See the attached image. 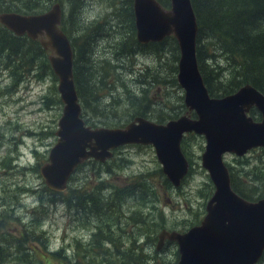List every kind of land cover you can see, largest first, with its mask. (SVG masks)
<instances>
[{
	"label": "rangeland",
	"instance_id": "374dc122",
	"mask_svg": "<svg viewBox=\"0 0 264 264\" xmlns=\"http://www.w3.org/2000/svg\"><path fill=\"white\" fill-rule=\"evenodd\" d=\"M126 1L80 0L74 5L77 13L73 18L75 31L93 30L96 36L106 26L105 30L109 33L103 30L102 33H106L107 39L99 38L96 46L95 42L89 39L83 46L84 56L83 48L78 50V54L86 60L84 66L87 72L89 71L88 77L92 78L90 71H93V64L102 60H112L114 75L119 80L112 96L102 98L103 114L99 116L100 118L92 117L88 113L83 114V121L92 128L102 127L103 121L106 122L107 119H113L108 121V125H114L110 128H119L130 121L135 108L127 106L128 92L137 100L141 97L142 91L147 94L145 100L149 103L151 112L146 119L149 121L154 122L155 117L171 115L172 112L177 113L173 119L185 114L182 91L177 85L167 83L170 78L168 68L172 61L167 53L168 49L161 54L163 60L160 62L149 51L136 52L132 57L122 56L116 61L113 60V47L125 36L123 31L120 35V30H116L114 25L115 21L118 22V14L125 13ZM10 5L18 8L17 5ZM59 5L64 17L67 8L63 3ZM216 60L222 66L225 65L221 57H216ZM9 74V70H3V66L0 65V211L2 209L6 212L11 211L7 231L12 234L16 228L30 227L37 222L38 232L35 236L45 243L46 250L38 241L26 245L36 251L37 264H74L81 257V254H78V259L72 261L75 252L74 242L79 241L82 250L93 229L101 225L93 218L91 204L87 200L79 203L74 196L94 193L103 198L109 196L116 188L124 189L127 186L130 190L133 187L135 193L133 196L122 197L124 200L115 215L119 217L118 229L123 236L118 239V244L125 247L127 239L133 238L136 240L135 246L144 247L145 254L150 259L147 264H175L177 260L175 244L165 243L163 248L156 252L155 237L162 228L183 232L197 225L204 215V205L213 188L200 165V155L204 146L202 137L188 134L182 138L185 142L184 157L188 162L189 171L178 188L163 184L164 176L150 146L128 145L113 150L111 159L104 164L100 165L91 160L82 164L70 177L67 189L62 193L63 197L54 203L49 202V191L43 185L38 168L47 161L48 151L56 140L54 131L62 107L56 92V79L53 82L50 75H44L39 79L33 74H21L15 83V78L12 79ZM81 76L83 73L78 75L79 79ZM143 77L144 82L138 80ZM151 78L160 83L148 86ZM96 80L95 77L93 82ZM225 80V76H221L219 84L223 85ZM216 96V93L212 94V97ZM54 99H57L58 104ZM180 105L183 106L182 109ZM250 116L258 119L257 112H252ZM190 118H194L193 113H190ZM223 161L236 179L235 173L243 177L253 168H264V150L254 149L242 157L225 154ZM240 181L245 185V179ZM100 187L103 189L97 192ZM254 187L257 190L260 188L252 185L250 190ZM142 192L146 194L143 201ZM70 195L74 200L66 201L64 198ZM135 211H141L144 221L151 223L155 228L143 230L139 227H145V224L127 225L126 218L129 213ZM89 212L91 216H87ZM158 213L161 214V220ZM124 227L126 229H123ZM53 252H58L59 257L53 258L50 255ZM11 259L10 257L0 264H15Z\"/></svg>",
	"mask_w": 264,
	"mask_h": 264
},
{
	"label": "water",
	"instance_id": "95a60500",
	"mask_svg": "<svg viewBox=\"0 0 264 264\" xmlns=\"http://www.w3.org/2000/svg\"><path fill=\"white\" fill-rule=\"evenodd\" d=\"M168 1L165 9L157 0H132L135 40L139 45L160 43L166 37L175 40V81L186 112L163 124L134 117L121 128H90L82 121L73 83L72 50L59 28L62 12L57 3L37 14L0 13L1 27L14 37L37 41L49 53L47 62L56 79L62 105L56 140L38 174L48 191L62 193L84 161L104 163L118 147L141 145L153 149L161 173L177 188L188 171L180 141L185 134L201 136L200 165L213 187L204 216L182 233L160 230L155 251L167 241L176 245L175 264H256L264 251V198L249 202L235 194L222 156L242 157L252 149H264V96L245 84L232 94L210 97L196 62L197 25L190 0ZM250 109L258 112L259 121L248 116Z\"/></svg>",
	"mask_w": 264,
	"mask_h": 264
},
{
	"label": "trees",
	"instance_id": "16d2710c",
	"mask_svg": "<svg viewBox=\"0 0 264 264\" xmlns=\"http://www.w3.org/2000/svg\"><path fill=\"white\" fill-rule=\"evenodd\" d=\"M77 2H80V0H0V13L37 14L45 11L49 4H65L67 10L65 11L66 15L61 19L60 29L68 38L74 55L72 75L81 108V118L84 113L100 118L99 116L103 114L101 100L105 96H112L113 90L116 89L115 85L119 83V80L114 75L115 69H112V60H102L93 64V71H90V73L92 72V78L88 77L90 75L87 74L89 71L87 72L84 66L86 60L82 59L81 54H78V50L83 48L89 39L95 42L94 46H96V41L99 38L107 39L106 33H102L106 26L96 36L93 30L87 31L84 29L81 31L80 29L79 32L75 31L73 18L77 14L74 7ZM158 3L162 7L168 8V0H158ZM190 3L197 25L196 62L208 94L212 97V94L216 93L217 96L214 98H219L235 92L242 85L248 84L264 96V0H190ZM10 4L17 5L18 8L15 9ZM124 12L118 14V22L114 19L116 22L114 25L115 29L120 30V35H122L121 31H123L125 36L120 38L113 47V60L116 61L122 56L132 57L136 52L149 51L160 62L163 60L161 59V54L168 49L167 53L172 61L168 68L170 78L167 83L176 86L175 74L178 48L175 40L167 37L160 43L139 45L134 38L131 0L126 1ZM114 17H116L115 14ZM105 24L107 25L108 23L105 22ZM105 32L107 31L105 30ZM107 34L109 33L107 32ZM82 52L84 56V48ZM47 55V51L41 49L37 41H30L24 36L14 37L0 26V65L3 66V70H9L11 74L9 75L12 79L15 78V83L21 74H33L39 79L44 75H50L54 82L55 77L48 66ZM216 57H221L225 65L222 66L216 60ZM80 73H83L81 79L78 77ZM221 76L226 78L223 85L219 84ZM93 77L97 79L95 82H93ZM144 79L145 77L138 80L144 82ZM149 82V84L147 83L148 86L153 85L152 83L155 85L160 83V81H156L153 78ZM127 96V106L132 109L135 108L130 120L134 117L146 119L147 116H150L151 110L149 103L145 100L147 94L144 91H142L139 100L137 98L134 99V96L129 92ZM54 100L58 104L57 99ZM182 108L183 106L180 105V109ZM252 112L255 111H250V114ZM176 115L177 113L172 112L171 115L157 116L154 118V122L162 124L165 120H171ZM108 121H113V119H107L106 122L103 121L101 126L105 128L113 127L114 125H108ZM109 123L111 124L112 122ZM184 144V141L180 143V149L186 156ZM226 167L229 173L230 187L238 196L246 201L264 198V168H253L243 177L235 173V179L227 164ZM36 168L37 166L34 167V171H36ZM159 176L162 177L160 174ZM241 179L246 180L245 185L240 181ZM163 184L168 185L165 178L163 179ZM252 185H257L260 188L257 190L254 187L250 190ZM128 188L127 186L124 189L116 188L109 196L103 198L99 194L95 195L94 193L79 197L74 196L79 203L87 200L91 204L90 210L94 215L93 218L101 224L96 229H93L94 231L88 237V242L82 250H80L79 241L74 242L75 252L72 261L78 259V254H81L80 259L74 264H147L150 261L147 254H145L144 247L142 245L135 246L136 240L133 238L127 239L128 243L125 247L118 244V239L123 236L118 229L119 217H115V215L124 200L122 197L133 196V193H135L133 187L130 190ZM102 189L103 187H100L97 192ZM49 196V202L53 203L60 199L61 196L63 197L62 193L56 194L52 192H49ZM74 197L70 195L64 199L73 201ZM145 197V192H142L141 201ZM65 203L67 204V202ZM75 207L78 208L76 204ZM90 212L87 216H91ZM159 214L158 218L161 220V214ZM103 215L107 217L104 218ZM10 217L11 211L6 212L4 209L0 211V221L2 223H0V263L4 260L7 261L11 257L15 264H37L35 261L38 259L35 255L36 251L30 246L26 247V245L38 241L39 245L46 250L45 243L39 241V237L35 236L38 232V223H33L30 227L16 228L10 234L7 231ZM144 220L145 218L141 211L131 212L126 218L127 225L143 226L145 224V227H139L143 230L155 228L151 223H147ZM123 229H126V227ZM50 255L53 258L59 257L58 252L50 253ZM263 256L258 263H264Z\"/></svg>",
	"mask_w": 264,
	"mask_h": 264
},
{
	"label": "bare ground",
	"instance_id": "6f19581e",
	"mask_svg": "<svg viewBox=\"0 0 264 264\" xmlns=\"http://www.w3.org/2000/svg\"><path fill=\"white\" fill-rule=\"evenodd\" d=\"M157 2H158V0H157ZM161 6V5H160ZM162 7V6H161ZM164 8V7H163ZM73 62H74V55L72 56V65H73ZM252 109H250L249 110V112H248V115L250 116V111H251ZM251 117V116H250Z\"/></svg>",
	"mask_w": 264,
	"mask_h": 264
},
{
	"label": "flooded vegetation",
	"instance_id": "af4514ba",
	"mask_svg": "<svg viewBox=\"0 0 264 264\" xmlns=\"http://www.w3.org/2000/svg\"><path fill=\"white\" fill-rule=\"evenodd\" d=\"M131 14H132V12H131Z\"/></svg>",
	"mask_w": 264,
	"mask_h": 264
}]
</instances>
